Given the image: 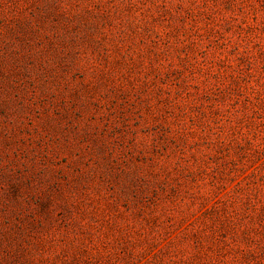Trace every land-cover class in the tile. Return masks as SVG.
I'll return each mask as SVG.
<instances>
[{
    "label": "rangeland",
    "instance_id": "rangeland-1",
    "mask_svg": "<svg viewBox=\"0 0 264 264\" xmlns=\"http://www.w3.org/2000/svg\"><path fill=\"white\" fill-rule=\"evenodd\" d=\"M0 264H264V0H0Z\"/></svg>",
    "mask_w": 264,
    "mask_h": 264
}]
</instances>
